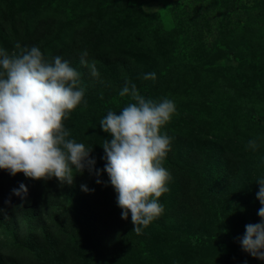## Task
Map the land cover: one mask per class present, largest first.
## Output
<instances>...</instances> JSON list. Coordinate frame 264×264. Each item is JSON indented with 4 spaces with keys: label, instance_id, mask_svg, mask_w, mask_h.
<instances>
[{
    "label": "rangeland",
    "instance_id": "obj_1",
    "mask_svg": "<svg viewBox=\"0 0 264 264\" xmlns=\"http://www.w3.org/2000/svg\"><path fill=\"white\" fill-rule=\"evenodd\" d=\"M126 3L127 8L121 9L115 0H0V25L10 41L27 36L22 20L29 19L50 37L63 30L72 31L76 45L83 50L108 48L123 54L130 63L129 71L121 65L111 70L95 63L99 73L96 81L104 87L103 93L119 95L125 81L145 90L152 84L155 90L146 98L167 97L176 105L161 132L183 135L192 141L197 153L196 157L193 153V167L195 163L202 168L213 166L199 150L205 140L216 143L222 156L238 166L239 178L229 176L227 183L233 182L234 186L222 193L228 196L220 194L214 199L213 213L217 214L212 221H205L201 235L204 240L188 246V251L206 264H264V260L242 251L236 239L244 234L246 224L260 222L256 181L264 178V0ZM153 72L155 81L143 79ZM123 99L125 105L130 102V98ZM186 102L197 105L196 113L189 112ZM254 138L259 145L255 151L247 147ZM84 195L87 199L92 196L90 191H84ZM91 212L103 225L107 221V227L95 232L96 242L91 240L80 247L86 241L85 235L80 228L71 229V225L80 224L70 216L63 198L56 200L48 212L39 211L40 218L33 222L47 226L51 246L57 249L56 259L45 257L42 263L31 262L152 264L149 257L154 255L159 264H175L176 257L166 254L163 248L148 249V261L144 260L142 247L129 248L142 237L133 231L130 215L123 220L121 212L115 211V218L104 219L100 210ZM139 242L147 248L145 240ZM49 255L52 257V252Z\"/></svg>",
    "mask_w": 264,
    "mask_h": 264
},
{
    "label": "clouds",
    "instance_id": "obj_2",
    "mask_svg": "<svg viewBox=\"0 0 264 264\" xmlns=\"http://www.w3.org/2000/svg\"><path fill=\"white\" fill-rule=\"evenodd\" d=\"M15 47L12 52L0 48V170L37 181L55 178L61 186L74 184V171L80 175L87 171L97 184L105 183L100 177L106 172L105 186L115 190L121 218L128 220L130 215L133 231L141 234L164 212L159 198L169 191L167 183L172 179L163 167L172 138L161 129L176 111L174 101L146 98L135 83L125 81L119 96L130 102L119 113L108 111L99 121L111 139L101 145L103 169L96 168L93 148L69 139L63 123L82 102L86 107L81 72L61 56L45 58L37 46ZM87 56L86 50L82 52L80 63L97 77L95 61L89 64ZM156 78L154 72L143 76ZM247 147L257 150V140H249ZM256 183L260 222L246 224L244 234L236 239L242 251L264 260V178ZM80 187L94 191L84 184ZM12 194L26 201L28 188L21 183ZM0 216H6V209L0 208Z\"/></svg>",
    "mask_w": 264,
    "mask_h": 264
},
{
    "label": "trees",
    "instance_id": "obj_3",
    "mask_svg": "<svg viewBox=\"0 0 264 264\" xmlns=\"http://www.w3.org/2000/svg\"><path fill=\"white\" fill-rule=\"evenodd\" d=\"M115 1L121 9L127 8L126 0ZM22 22L27 26V36L16 41H10L3 32V26L0 25V47L12 52L17 51L15 47L17 44L21 48L37 46L41 51L47 53L44 54L45 58L61 56L81 72V86L85 88L86 107L82 102L71 111L63 123L70 132L69 139H74L78 143L85 144L88 148H93L91 155L97 161L96 168L103 169L105 161L102 159L104 150L101 145L104 139H111V137L102 131L99 121L107 115L108 111L119 113L126 106L123 97L109 96L103 93L104 87L97 83L96 77L90 75L89 67L81 65L80 56L85 50L80 45H76L77 39L72 31L63 30L50 37L40 27H34L29 19L22 20ZM87 53V61L90 59L91 62L95 61L97 65L111 70H114L113 68H116L117 65L124 67L125 71H129L131 67L123 54L113 49L101 48L87 51ZM101 76H104L103 73ZM118 85L119 83L115 85V88ZM145 87L146 90L138 88L144 96L155 90L151 89L152 84ZM186 105L189 112L196 113L198 107L195 103L186 102ZM169 137L172 138V141L170 151L167 153L168 158L166 157L164 160L163 167L170 172L172 179L167 183L169 191L159 198L164 212L148 227L142 229V237H139V241L145 240L147 248L144 247V244L142 245L144 241H135L129 245V248L142 247L145 261H148V249L158 251L163 248L166 254L170 252L173 257H176L175 264H206L205 260L195 258L193 253L188 251V246L195 242L201 243L204 240L201 236L204 231L202 227L205 225V221H212L217 214V212L213 213L216 206L214 199L234 186L233 182L227 183V179L229 180V176L234 179L239 178L238 166H234L228 159H225L226 156H222L216 143L205 140L202 141L200 145L202 148L199 150L213 166L208 169L210 165L202 168L201 164L195 163V167H193V153L195 157L197 153L196 149H193L195 146L192 141L179 134L171 133ZM73 175H76L73 185L61 186L55 178L48 181H37L26 178L23 173L11 176L8 172L0 170V208L6 209V216H0V251L6 254L0 253V264H34L33 261L42 263L45 257L52 261L56 259L57 249L51 246L53 244L52 237L48 234L47 226H38L33 221L40 218L39 211L42 214L48 212L60 198H63L66 209L70 211V216L75 219L77 224H80L71 225V229L80 228L85 235L86 241H82L80 247L89 244L91 240V243L96 242L95 232L107 227V221L105 225L98 222L94 219V214L91 211L100 210L104 219H113L115 211L121 212L116 204L115 190L110 184L105 186V183L108 182L106 172L100 177L105 182L101 184H97L96 177L90 176L87 171L82 175L74 171ZM21 183L28 188L26 201H22L20 197L12 194V190L19 187ZM82 184L89 189H94V191H90L91 198L87 199V195H84V191L80 187ZM227 196V194L223 195L224 198ZM9 200L11 203H6ZM21 204L23 206H19ZM43 207L48 208L43 210ZM55 219L56 217L53 218L54 221ZM147 239L152 241L149 242ZM171 243L173 246L169 247ZM177 244L182 247L179 248ZM202 244L201 248L204 246V242ZM50 252L53 254L52 257L49 255ZM14 255L15 257L12 258L11 256ZM153 257L154 255L149 257V262L159 264V259L155 260ZM31 260L33 261L31 262Z\"/></svg>",
    "mask_w": 264,
    "mask_h": 264
}]
</instances>
